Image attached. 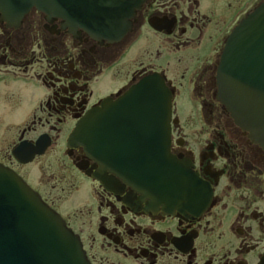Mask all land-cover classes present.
Returning <instances> with one entry per match:
<instances>
[{
	"label": "flooded vegetation",
	"instance_id": "flooded-vegetation-1",
	"mask_svg": "<svg viewBox=\"0 0 264 264\" xmlns=\"http://www.w3.org/2000/svg\"><path fill=\"white\" fill-rule=\"evenodd\" d=\"M263 1L144 0L114 40L36 8L0 12V164L61 216L89 264H264V149L217 83L227 38ZM151 77L170 96L166 142L188 194L170 204L131 179L162 142L136 128L146 114L131 101ZM94 119L97 158L69 144Z\"/></svg>",
	"mask_w": 264,
	"mask_h": 264
},
{
	"label": "water",
	"instance_id": "water-1",
	"mask_svg": "<svg viewBox=\"0 0 264 264\" xmlns=\"http://www.w3.org/2000/svg\"><path fill=\"white\" fill-rule=\"evenodd\" d=\"M144 0H0L6 20L20 19L31 8L61 18L73 29L114 40L130 27ZM218 98L235 122L250 133L264 149V1L231 32L220 55L217 69ZM137 112L136 128H151L162 142L143 149L136 158L131 178L140 189L157 192L163 200L185 199L179 164L169 154L170 96L155 77L146 78L131 92ZM97 120L80 121L69 136V144L85 145L98 155ZM161 128V132L156 129ZM151 153V156H148ZM141 161V163H139ZM151 170V172H150ZM127 172V171H126ZM126 175V174H125ZM128 175V173H127ZM0 264H89L76 235L15 172L0 164Z\"/></svg>",
	"mask_w": 264,
	"mask_h": 264
}]
</instances>
